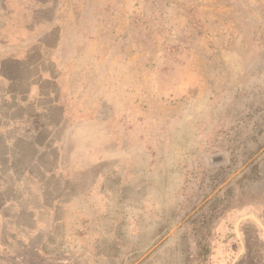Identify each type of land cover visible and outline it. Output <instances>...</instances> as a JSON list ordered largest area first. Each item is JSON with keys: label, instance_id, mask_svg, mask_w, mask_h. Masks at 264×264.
Instances as JSON below:
<instances>
[{"label": "rangeland", "instance_id": "374dc122", "mask_svg": "<svg viewBox=\"0 0 264 264\" xmlns=\"http://www.w3.org/2000/svg\"><path fill=\"white\" fill-rule=\"evenodd\" d=\"M10 59L55 78L0 264H264V0H0Z\"/></svg>", "mask_w": 264, "mask_h": 264}, {"label": "crops", "instance_id": "0c3cea01", "mask_svg": "<svg viewBox=\"0 0 264 264\" xmlns=\"http://www.w3.org/2000/svg\"><path fill=\"white\" fill-rule=\"evenodd\" d=\"M7 61L19 70H0V125L8 128L3 141H38L39 134L33 129L39 124L37 109L52 92L50 81L55 71L44 69L50 64L45 59L40 60L41 68L36 71L24 70L23 63L16 59Z\"/></svg>", "mask_w": 264, "mask_h": 264}]
</instances>
